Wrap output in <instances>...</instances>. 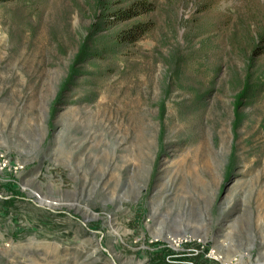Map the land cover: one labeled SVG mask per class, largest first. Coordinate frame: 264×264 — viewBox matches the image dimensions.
Returning a JSON list of instances; mask_svg holds the SVG:
<instances>
[{
  "label": "rangeland",
  "instance_id": "obj_1",
  "mask_svg": "<svg viewBox=\"0 0 264 264\" xmlns=\"http://www.w3.org/2000/svg\"><path fill=\"white\" fill-rule=\"evenodd\" d=\"M0 264H264V0L0 1Z\"/></svg>",
  "mask_w": 264,
  "mask_h": 264
},
{
  "label": "trees",
  "instance_id": "obj_2",
  "mask_svg": "<svg viewBox=\"0 0 264 264\" xmlns=\"http://www.w3.org/2000/svg\"><path fill=\"white\" fill-rule=\"evenodd\" d=\"M1 2H6V1H12V0H0ZM139 4H135L134 7H130L129 9L125 10L123 13L120 14V18L124 17L125 15H139L140 12L137 10V6H140L139 9L145 8V3L144 2H139ZM152 8L150 6L146 7V11H151ZM148 27L146 26L145 23H136L132 27H130L127 30H122L118 32L116 38L118 41V45H126V44H131L135 43L136 41L140 40L145 33L148 31Z\"/></svg>",
  "mask_w": 264,
  "mask_h": 264
},
{
  "label": "bare ground",
  "instance_id": "obj_3",
  "mask_svg": "<svg viewBox=\"0 0 264 264\" xmlns=\"http://www.w3.org/2000/svg\"><path fill=\"white\" fill-rule=\"evenodd\" d=\"M41 200V199H40ZM42 201V200H41Z\"/></svg>",
  "mask_w": 264,
  "mask_h": 264
}]
</instances>
